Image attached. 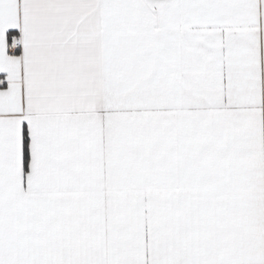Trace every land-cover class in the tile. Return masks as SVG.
<instances>
[{
    "label": "snow or ice",
    "instance_id": "6c2138e0",
    "mask_svg": "<svg viewBox=\"0 0 264 264\" xmlns=\"http://www.w3.org/2000/svg\"><path fill=\"white\" fill-rule=\"evenodd\" d=\"M0 264H264V0H0Z\"/></svg>",
    "mask_w": 264,
    "mask_h": 264
}]
</instances>
